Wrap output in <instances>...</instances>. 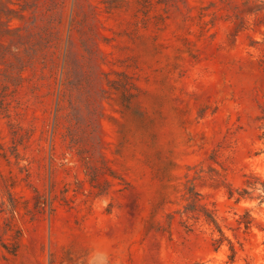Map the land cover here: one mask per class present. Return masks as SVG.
Returning <instances> with one entry per match:
<instances>
[{"label": "rangeland", "instance_id": "1", "mask_svg": "<svg viewBox=\"0 0 264 264\" xmlns=\"http://www.w3.org/2000/svg\"><path fill=\"white\" fill-rule=\"evenodd\" d=\"M0 264H264V0H0Z\"/></svg>", "mask_w": 264, "mask_h": 264}, {"label": "trees", "instance_id": "2", "mask_svg": "<svg viewBox=\"0 0 264 264\" xmlns=\"http://www.w3.org/2000/svg\"><path fill=\"white\" fill-rule=\"evenodd\" d=\"M231 194V193H230ZM198 199L196 197H194L193 199V203H195ZM205 210V216L206 218L208 219V221L212 224H215V220L213 219V217L211 216V214L207 211V209H204Z\"/></svg>", "mask_w": 264, "mask_h": 264}]
</instances>
